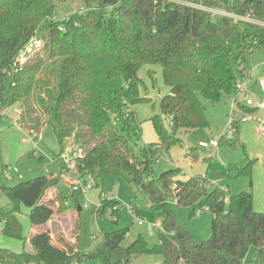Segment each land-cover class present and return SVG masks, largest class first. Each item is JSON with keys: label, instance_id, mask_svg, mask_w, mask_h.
Masks as SVG:
<instances>
[{"label": "trees", "instance_id": "16d2710c", "mask_svg": "<svg viewBox=\"0 0 264 264\" xmlns=\"http://www.w3.org/2000/svg\"><path fill=\"white\" fill-rule=\"evenodd\" d=\"M187 1L235 17L172 0H80L83 11L57 21L61 6L74 0H0V112L18 105L21 127L36 132L43 116L61 147L74 139L84 150L79 169L92 176L95 188L106 176H123L147 203L135 210L137 217L161 228L152 247L142 235L126 245L125 230L103 234L91 251L80 246V221L69 238L53 234L47 225L81 196L64 195L60 185L66 170L61 165L54 178L15 189L2 186L13 206L11 211L0 207L3 234L29 243L32 251L0 249V264H131L150 254L163 256L162 264H264V213L255 211L253 193L232 195L207 176L220 170L225 178L250 177L253 161L226 166L208 157L207 173L188 178L181 177L179 167L160 176L154 171L162 155L182 146L180 133L208 127L202 99L217 103L224 95H236L234 62L248 66L247 57L264 49V0ZM33 38L42 40L43 47L14 69ZM147 64L162 67L170 88L160 113L151 118L157 142L149 144L142 141L136 112L137 105L152 104L141 94L145 82L139 74ZM148 76L154 81V73ZM188 150L199 160L195 148ZM53 188L57 194L48 199ZM22 206L30 209L32 226L44 227L29 237L18 217ZM116 206L122 208L117 200L101 199L98 220L111 216L119 223ZM185 208L191 216L211 212V239H193L177 215Z\"/></svg>", "mask_w": 264, "mask_h": 264}, {"label": "rangeland", "instance_id": "374dc122", "mask_svg": "<svg viewBox=\"0 0 264 264\" xmlns=\"http://www.w3.org/2000/svg\"><path fill=\"white\" fill-rule=\"evenodd\" d=\"M178 4L191 5L187 0H172ZM80 0H74L72 5L64 4L59 10V17L76 10L83 11L80 7ZM1 63V62H0ZM249 69H254L255 77L263 74L264 70V49H259L247 57ZM234 72L237 82H241V74L238 72V65L234 62ZM149 72L154 73V81L148 76ZM140 77L145 82V87L141 89V94L152 100V104H139L136 107L137 117L143 130V143L157 142V135L151 122V118L160 113L161 100L170 93V88L164 84L162 67L157 64L144 65L140 71ZM255 77L248 82L247 90L252 93L255 101L264 99V95L257 88ZM234 95H224L217 103L202 99L205 107V115L208 127L197 129L191 132L180 133L183 141L182 146L171 150L170 156L162 155L156 162L154 171L157 176L161 173L179 167L185 170L188 178L192 175H204L207 173L208 165L205 158L211 157L223 165L235 166L241 163L247 164L253 161L251 176H233L225 178L220 170H210L207 173L208 180L212 184H219L228 187L231 194L241 192H252L254 195L256 212L264 213V133L257 131V126L253 122L241 123L235 139L227 142L223 140L218 148H201L199 143L203 141L221 140L222 135L228 129V121L232 115V100ZM243 95H238L240 103L243 102ZM241 107V104H240ZM18 105L7 109L6 115L0 117V207L6 211H11L13 206L9 198L5 195L4 188L15 189L21 184H29L38 178L50 179L58 175L62 165L59 155L65 145L77 146L74 139L66 141L63 147L60 146L52 127L41 118V127L37 130L39 137L35 140L27 136L22 130L19 119ZM237 116V115H236ZM237 138V139H236ZM195 148L199 154V160L192 159L193 153L188 149ZM172 157V158H170ZM8 168H17V171H9ZM67 180H65V178ZM71 175L63 176V185H60L64 195L72 193ZM225 180V181H224ZM57 188L48 192L49 197L55 194ZM101 199H113L120 202L119 223L114 222V218L108 216L98 220L97 208ZM71 208L66 212L58 213L53 221L47 226L53 234H62L70 237L71 229L77 222H81L79 233V243L84 251H91L102 242L103 234L129 230L126 245L131 244L138 235H142L150 247L158 243V232L161 230L152 223L143 221V225L138 224V220L133 216L129 207L134 210H141L147 203L142 193L133 185L129 184L123 176H106L102 179L99 187L93 189L86 195L78 197L77 203L70 200ZM58 206V205H57ZM58 208V207H57ZM30 209L22 206L18 215L22 224L24 235L31 236L36 228L29 220ZM178 218L182 225L186 227L194 240L208 241L212 237V214L208 210L201 211L200 216H191V209L185 208L177 211ZM4 223L0 221V249H7L17 254L32 251L29 243L3 234ZM52 239L57 244L55 235ZM97 238H94V236ZM163 256L144 255L134 258L131 264H162ZM247 261L251 260V252L247 256ZM89 264H99L97 260Z\"/></svg>", "mask_w": 264, "mask_h": 264}, {"label": "built area", "instance_id": "2783aa9c", "mask_svg": "<svg viewBox=\"0 0 264 264\" xmlns=\"http://www.w3.org/2000/svg\"><path fill=\"white\" fill-rule=\"evenodd\" d=\"M187 6L201 8L207 12L217 15L232 16L230 13L224 12L222 10L205 8L194 4ZM76 12L77 11L66 13L61 17L59 16L56 17L55 19H57V21L59 20L69 21L70 17L74 15ZM42 47H43L42 40L38 38L31 39L30 42L25 46V48L20 52L18 57L15 59L13 68L18 70L19 67H21L23 64L26 63L27 59L31 55H33L36 51L40 50ZM238 72L241 74V82L237 83V93L236 95L233 96L234 98L232 100V115L228 121V129L222 135V138H225L227 140H232L235 137V134L237 133L236 125L238 123L253 122L257 126V131L260 134L264 133V99L255 101L252 96V93L247 90L248 82L253 79L254 69H249L247 65L240 63V65L238 66ZM256 85L257 88L254 89L253 93H256V91L259 90L264 95V76L256 81ZM239 94H242L244 97L242 103H240L238 100ZM240 104H242L245 108H249L253 111L251 113H244L240 108ZM6 112L7 110H2L0 112V117L5 116ZM23 130L26 132L27 136H29L33 140L39 137V134L35 130H26L24 128ZM219 141L220 140L218 141L212 140L208 142L203 141L199 143V147L212 148V149L218 148ZM84 157H85V152L79 145L75 147L65 145L59 155V159L61 160L62 165L65 167L66 170L65 176L67 177L68 175H71L70 183L72 187V192L80 193L81 195L82 194L86 195L87 193L91 192L93 189H95V184H96L91 175L85 174L81 172L79 169L80 163L82 162ZM8 170L16 172L17 168H8ZM114 209L115 210L120 209V206H116ZM129 210L136 218L135 221L138 220V224L143 225L144 223L143 221L146 220L137 217V215L135 214V210L133 208L129 207ZM200 215H201V211H198L195 214V216H200ZM153 225L155 227L160 226L159 223H155Z\"/></svg>", "mask_w": 264, "mask_h": 264}, {"label": "crops", "instance_id": "0c3cea01", "mask_svg": "<svg viewBox=\"0 0 264 264\" xmlns=\"http://www.w3.org/2000/svg\"><path fill=\"white\" fill-rule=\"evenodd\" d=\"M255 72H256V70L254 71V74H255ZM264 76V70H263V74L261 75V76H259V77H255V75H253V78L255 77V79L253 80V81H255V83H256V81L257 80H259L260 78H262ZM23 130V129H22ZM24 131V130H23ZM25 132V131H24ZM26 133V132H25ZM216 149V148H215ZM170 158H172V157H170ZM183 170V172H184V175H188V174H186L185 173V170L184 169H182ZM202 175H204V173L202 172ZM192 176H194V175H192ZM188 177H191L190 175L188 176ZM65 178V177H64ZM65 180H67L66 178H65ZM57 194V191H55V194L53 195V196H51V197H49V198H54L55 197V195ZM254 206H255V201H254ZM36 228V230H35V232H37L39 229H42V228H44V227H35ZM250 252H252V251H250ZM249 252V253H250ZM248 253V254H249Z\"/></svg>", "mask_w": 264, "mask_h": 264}]
</instances>
